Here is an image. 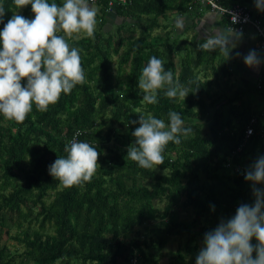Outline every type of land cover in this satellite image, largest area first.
I'll return each mask as SVG.
<instances>
[{"label":"trees","instance_id":"1","mask_svg":"<svg viewBox=\"0 0 264 264\" xmlns=\"http://www.w3.org/2000/svg\"><path fill=\"white\" fill-rule=\"evenodd\" d=\"M53 2L62 5L64 0ZM234 2L243 5V0ZM0 3L5 8L0 30L14 13L34 18L31 5L17 9L13 0ZM196 4L97 0L92 37L57 32L80 50L85 80L69 94L61 93L47 110L34 104L23 122L0 114V235L15 242L0 243V264H137L138 257L158 264L168 239L187 232V226L169 219L176 207L190 209L195 225L206 215L232 217L240 204L254 203L244 162L264 156V113L238 114L227 100L215 109L204 133L201 121L226 95L214 92L224 59L217 50L198 47L204 42H176L168 21L170 13ZM111 13L118 23L107 28ZM152 56L188 88L185 98L170 99L161 90L156 104L143 101L138 79ZM170 110L181 115L192 134L181 137L180 144L169 142L162 165L140 168L126 156L139 126L131 121L151 114L167 123ZM252 119L254 134L245 138ZM78 130L83 132L80 141L97 148L98 165L90 181L64 187L49 175L48 166L67 156L65 145ZM161 200L162 209L155 205ZM164 259L165 264H186L180 251Z\"/></svg>","mask_w":264,"mask_h":264},{"label":"clouds","instance_id":"2","mask_svg":"<svg viewBox=\"0 0 264 264\" xmlns=\"http://www.w3.org/2000/svg\"><path fill=\"white\" fill-rule=\"evenodd\" d=\"M17 9L31 5L33 19L14 13L0 30V114L6 119L23 122L35 104L38 110H47L55 104L61 93L69 94L85 80L81 66L80 50L71 47L61 31L67 35L83 32L94 35L98 9L89 0H64L62 5L49 0H13ZM258 8L264 0H256ZM5 8L0 3V23ZM233 31L227 34L205 36L202 50L219 49L227 58L232 48ZM231 45V46H230ZM237 56L241 54L236 53ZM261 60L255 50L244 56V63L256 67ZM26 80V84L22 81ZM138 88L147 104H156L162 90L170 99L185 98L188 88L165 70L164 61L156 56L149 58L142 68ZM139 126L134 129V142L127 147V157L140 168L152 169L164 162V151L169 142L180 144L181 137L192 134L184 126L181 115L169 111L168 122L151 114H140L131 121ZM64 148L66 157L48 166L49 175L64 187H72L91 180L98 165L99 153L88 142L76 137ZM244 179L252 183L254 203L240 204L234 216L204 234L203 247L195 264H264V156H258L246 170ZM255 239L256 243L252 241ZM255 254V255H254Z\"/></svg>","mask_w":264,"mask_h":264},{"label":"crops","instance_id":"3","mask_svg":"<svg viewBox=\"0 0 264 264\" xmlns=\"http://www.w3.org/2000/svg\"><path fill=\"white\" fill-rule=\"evenodd\" d=\"M243 4L250 9L254 17L262 21L264 26V7L258 8L256 0H243ZM112 16V13L109 14L110 21H113ZM168 21L176 32V42L182 45L185 42L187 44L205 42L204 38L207 34H227L230 31L226 19L197 4L186 12L170 13ZM232 43L235 47L232 48L229 58L216 49L224 59V67L214 78V92L226 95L210 110L208 117L201 121L204 124V133L210 130L215 109L227 100L232 107L237 108L238 114L245 111L255 114L264 113V87L258 89V84L264 85V51L259 49L260 40L254 29L248 27L241 34L234 33ZM250 50H255L261 60L256 67H249L244 63V56ZM237 52L241 55L237 56ZM237 123L238 120L233 122L235 125ZM255 160L249 157L244 164L249 168Z\"/></svg>","mask_w":264,"mask_h":264},{"label":"rangeland","instance_id":"4","mask_svg":"<svg viewBox=\"0 0 264 264\" xmlns=\"http://www.w3.org/2000/svg\"><path fill=\"white\" fill-rule=\"evenodd\" d=\"M113 21L108 22L107 28H113L114 25H116L118 22L114 16H112ZM139 31V29H137ZM84 33L80 32L77 34L76 38L83 37ZM117 57H114V64H113V69H116V64L115 60ZM125 71H128V68H125ZM253 160V159H252ZM164 201L161 200L155 205L159 207L160 209L163 208ZM194 213L189 209V210H181L179 208H175L174 211L171 213V218L174 222L187 226V232L186 234L182 236H173L168 239L165 247L161 251V256L157 257V260H159L158 264H165V259L164 257L168 252H176L180 251L181 253L185 254L186 256V264H195L196 256L200 249L203 247V239L199 236L200 234L204 236V234L208 230H213L221 220H227L230 217H226L225 215H222L220 213H213L210 215H206L200 222V224H195L192 225V222L194 220ZM142 232V229H139ZM189 230V233H188ZM13 233V232H12ZM193 236V239H192ZM152 238H156V235H152ZM145 239L148 242V237H142V240ZM0 243L1 244H6L9 246H14L15 242L8 240L7 236L5 234L0 235ZM253 244L256 243L255 239L252 241ZM137 264H148L144 263L139 257L137 260Z\"/></svg>","mask_w":264,"mask_h":264},{"label":"built area","instance_id":"5","mask_svg":"<svg viewBox=\"0 0 264 264\" xmlns=\"http://www.w3.org/2000/svg\"><path fill=\"white\" fill-rule=\"evenodd\" d=\"M97 0H89L90 4H94ZM119 2L124 3L126 0H117ZM196 3L200 7H206L211 12L217 14L218 16L227 20L229 24L230 30H232L236 34H241L245 31L246 28L251 27L256 32L260 44L259 49L264 51V26L262 21L254 17L249 8H247L244 4H238L234 2V0H195ZM109 8L107 12H111V8L113 6V1L109 2ZM263 84H258V89H263ZM255 120L252 119L250 124L247 126L245 130V138H248L254 134L252 125ZM79 132L80 135L76 137L80 141V137L82 135V131H75L71 135L69 141H71L74 135ZM68 141V142H69ZM236 172H242V169L236 167Z\"/></svg>","mask_w":264,"mask_h":264}]
</instances>
